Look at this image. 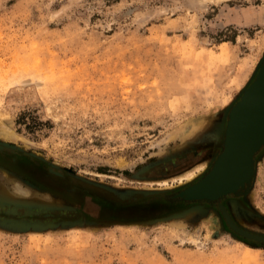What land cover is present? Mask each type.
Listing matches in <instances>:
<instances>
[{
    "label": "rangeland",
    "instance_id": "1",
    "mask_svg": "<svg viewBox=\"0 0 264 264\" xmlns=\"http://www.w3.org/2000/svg\"><path fill=\"white\" fill-rule=\"evenodd\" d=\"M263 57L264 0H0V154L87 197L0 162V264H264L216 204L166 219L199 203L164 196L209 170ZM222 202L264 236V146Z\"/></svg>",
    "mask_w": 264,
    "mask_h": 264
},
{
    "label": "water",
    "instance_id": "2",
    "mask_svg": "<svg viewBox=\"0 0 264 264\" xmlns=\"http://www.w3.org/2000/svg\"><path fill=\"white\" fill-rule=\"evenodd\" d=\"M260 99L261 104H264V57L260 61V63L257 66V70L254 74V77L252 80L248 83L247 86H245L242 91L240 92L238 99L235 100L225 111L224 114V126L222 128V139L220 143V151L216 154L214 159L212 160L211 167L209 170L197 181L194 183L188 185L187 187L183 188L182 190H179L176 193H173L171 195H164L167 200L171 201H183L186 203H199L197 205H194L188 209H184L182 211L170 213L168 216H166V219H179L183 217H189L194 214H200L201 211H203V206L201 204H216L218 210L222 214L223 218L226 221L227 226L230 228V230L239 236L240 238L244 240H250L254 242H262L264 244V236L250 233L244 229H242L240 226H238L230 217L226 207L221 203V199L227 196H233V197H240L248 190H250L253 178L255 175V156L261 151V149L264 146V126L260 125V117L263 114V111L261 113L260 110V117L259 121L254 127L253 130V137L251 138V141L247 144L244 154L245 159L249 161L250 163V172L249 176L247 177V180L244 183H238V184H232L227 187H224L220 190H217V192L211 196V197H203L199 195H193V196H187L183 195V192H187L190 190H194L200 188L203 186L209 179H213L215 177V174L221 170V167H223L225 161L229 159L233 160L236 151L237 153L240 151L239 146H237L235 141V133L233 131V124L234 119L240 114V112L247 107L248 105H251L256 100ZM238 148V150H236ZM106 191L110 192L114 197H116L119 200H124L128 197H130V194H122L115 192L114 190L105 189ZM13 213V214H12ZM10 215H14L17 212H12ZM9 214V213H8ZM51 214H46L45 216H49Z\"/></svg>",
    "mask_w": 264,
    "mask_h": 264
},
{
    "label": "bare ground",
    "instance_id": "3",
    "mask_svg": "<svg viewBox=\"0 0 264 264\" xmlns=\"http://www.w3.org/2000/svg\"><path fill=\"white\" fill-rule=\"evenodd\" d=\"M260 110L262 113V111L264 110V104L262 105L261 100L258 99L251 105L245 107L236 117V119H234V137L240 151L238 153L236 151L234 157L232 158L233 160H231L230 162L229 159H227L223 167H221V170H219V172L215 174V177L212 180L209 179L203 186L198 189L194 188V190H190L188 191V193L183 192V195H199L203 197H211L217 192V190L235 183H244L247 180L250 172V163L245 159L244 151L247 144L253 137V133L255 132H253L254 127H257L255 125L259 121ZM259 123L260 125L264 126V111L262 116L260 117ZM236 150H238V148ZM196 171H191L181 177H178V182L182 183L183 180H191L195 176Z\"/></svg>",
    "mask_w": 264,
    "mask_h": 264
},
{
    "label": "flooded vegetation",
    "instance_id": "4",
    "mask_svg": "<svg viewBox=\"0 0 264 264\" xmlns=\"http://www.w3.org/2000/svg\"><path fill=\"white\" fill-rule=\"evenodd\" d=\"M0 155L1 163L4 162L6 166H9V168L24 176L26 179H29L37 186L50 191L59 190L69 195L80 196L83 203L87 202L86 195H81L77 189L69 186L67 181L60 178V176L44 171L41 168L43 167L41 164L33 161H31L32 163L30 161L28 162L27 158L25 159L17 154L1 153ZM220 201L223 204L222 199Z\"/></svg>",
    "mask_w": 264,
    "mask_h": 264
}]
</instances>
